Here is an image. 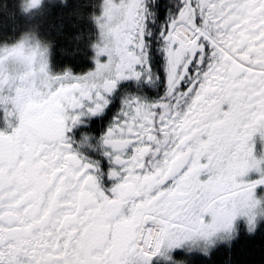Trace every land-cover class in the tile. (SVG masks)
Masks as SVG:
<instances>
[{
  "label": "snow or ice",
  "instance_id": "snow-or-ice-1",
  "mask_svg": "<svg viewBox=\"0 0 264 264\" xmlns=\"http://www.w3.org/2000/svg\"><path fill=\"white\" fill-rule=\"evenodd\" d=\"M11 7L0 264H254L235 248L257 238L264 264V0ZM65 9L76 64L42 28Z\"/></svg>",
  "mask_w": 264,
  "mask_h": 264
},
{
  "label": "trees",
  "instance_id": "trees-1",
  "mask_svg": "<svg viewBox=\"0 0 264 264\" xmlns=\"http://www.w3.org/2000/svg\"><path fill=\"white\" fill-rule=\"evenodd\" d=\"M75 0H68L69 4L74 3ZM69 9H65L63 13V18H60L59 11L54 12L51 17H49L46 22L42 25L43 30L48 33L51 37L55 38L56 41V57L59 62L63 63H74L76 64L77 59H82L81 55L77 53L73 56L72 53L76 47L83 48V43L77 45L75 36L78 34L77 21L75 17H69L67 12ZM27 21L21 17L18 13L13 14V9L11 7V0H9V8L0 11V33L11 32L13 29H19L23 27ZM60 49H64L65 53L61 55ZM87 63V62H85ZM249 241L242 239L235 248V253L237 259L248 260L254 262V264H259L260 257V240L257 238L255 241L253 249L249 248ZM222 258H226L222 254Z\"/></svg>",
  "mask_w": 264,
  "mask_h": 264
},
{
  "label": "flooded vegetation",
  "instance_id": "flooded-vegetation-1",
  "mask_svg": "<svg viewBox=\"0 0 264 264\" xmlns=\"http://www.w3.org/2000/svg\"><path fill=\"white\" fill-rule=\"evenodd\" d=\"M56 60L59 61L57 57H56ZM59 63L62 64L61 62H59ZM66 63H68V62H66ZM72 64H74V63H72ZM78 67H79V65H77V68ZM255 149H256L257 155H260L262 152H264V142H262L259 138H256Z\"/></svg>",
  "mask_w": 264,
  "mask_h": 264
},
{
  "label": "clouds",
  "instance_id": "clouds-1",
  "mask_svg": "<svg viewBox=\"0 0 264 264\" xmlns=\"http://www.w3.org/2000/svg\"><path fill=\"white\" fill-rule=\"evenodd\" d=\"M178 264H186V262L183 261L182 259L178 258Z\"/></svg>",
  "mask_w": 264,
  "mask_h": 264
}]
</instances>
